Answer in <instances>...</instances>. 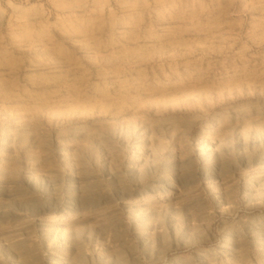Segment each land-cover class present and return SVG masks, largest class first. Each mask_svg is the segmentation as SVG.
<instances>
[{
  "label": "bare ground",
  "instance_id": "obj_1",
  "mask_svg": "<svg viewBox=\"0 0 264 264\" xmlns=\"http://www.w3.org/2000/svg\"><path fill=\"white\" fill-rule=\"evenodd\" d=\"M8 7L15 22L35 17H25V9L14 3ZM60 8L65 12L64 6ZM67 12L76 17L87 7L77 5ZM4 17L0 5V24ZM244 60L236 55L230 70L211 79L194 75L187 62L179 69L158 71L160 81L148 82L141 76L114 80L103 86L112 87L108 89L112 95H101L95 107L72 114L25 112L5 121L0 127V195L6 201L0 206V225H16L24 209L33 220L107 210L111 219L97 239L109 245V252L99 256L100 264H124L129 258L139 264L129 232L140 240L150 264H264V214L224 225L214 249L199 247L190 255L169 257L163 244L158 248L165 242V235L159 234L162 221L175 235L180 233L179 212L170 210L177 199L172 193L198 191L182 204L190 221L180 229L184 237L177 249L197 246L201 239L194 237L196 232L208 230L216 215L236 211L237 197L228 181L257 175L240 183V188L247 206L264 205V57ZM247 63L263 69L250 70ZM141 65L138 62L137 67ZM46 126L58 132L48 135ZM235 149L242 154L239 159L232 158ZM98 167L115 190L105 189ZM21 170L22 182L29 188L45 185L53 194L65 177L68 199L34 198L20 206L15 200L27 197L26 189L18 185ZM126 180L132 187H124ZM153 197H163L160 207L150 201ZM54 226L41 233L47 254L20 238L18 243L0 245V264H71L66 254L79 250L77 244L70 245L73 239L80 241L79 232L53 236Z\"/></svg>",
  "mask_w": 264,
  "mask_h": 264
},
{
  "label": "rangeland",
  "instance_id": "obj_2",
  "mask_svg": "<svg viewBox=\"0 0 264 264\" xmlns=\"http://www.w3.org/2000/svg\"><path fill=\"white\" fill-rule=\"evenodd\" d=\"M9 2L25 9V17L35 15L34 19L10 20ZM0 5L5 14L0 24V127L19 113L37 115L46 110L50 114L62 110L72 114L79 108L95 107L101 95H112L108 90L112 87L103 86L114 80L130 81L141 76L148 82L160 81L158 71L179 69L187 62L194 75L211 79L230 70L231 61L238 54L244 61L264 57V0H0ZM77 5H86L87 12L69 16L67 11ZM138 62L141 67H137ZM247 65L250 70L262 68L255 63ZM45 130L48 135L58 132L51 126ZM50 151L57 154L55 147ZM232 156L239 159L242 154L235 149ZM96 170L104 179L103 168ZM255 176L227 182L237 197L236 211L216 215L208 230L194 234L201 241L190 249L176 247L184 237L180 229L190 221L185 215L184 201L198 191L172 193L171 197L177 199L172 200L170 210L176 208L179 212L180 233L175 235L171 225L162 221L159 234L165 235V242L158 244V248L163 244L169 257L190 255L199 247L214 249L222 240L224 225L244 216L263 215L264 205L247 206L240 188V183ZM18 179V185L27 192L25 200H15L22 207L34 198L41 202L51 196L62 202L68 199L65 177L54 194L45 185L35 190L29 188L22 182L23 170L19 171ZM104 181L105 189L115 190L112 181ZM124 187H132V182L126 180ZM5 198L0 195V206ZM150 201H157L154 205L160 207L163 197ZM22 211L23 217L16 225H0V245L18 243V239L24 238L40 253L47 254L41 233L44 227L54 224L50 230L53 236L79 232L80 241L73 239L70 243L77 244L79 250L66 254L71 264H100L99 256L109 252V245L97 239L98 231L111 219L105 213L107 210H91L61 220L51 216L33 220L26 209ZM127 215L125 209L126 226H130ZM128 237L133 239L139 264H150L140 240L131 232ZM133 260L129 258L124 264H132Z\"/></svg>",
  "mask_w": 264,
  "mask_h": 264
}]
</instances>
